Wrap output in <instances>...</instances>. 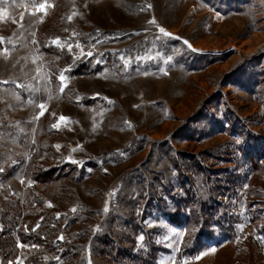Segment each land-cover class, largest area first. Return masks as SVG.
<instances>
[{"label": "rangeland", "instance_id": "374dc122", "mask_svg": "<svg viewBox=\"0 0 264 264\" xmlns=\"http://www.w3.org/2000/svg\"><path fill=\"white\" fill-rule=\"evenodd\" d=\"M183 179L235 237L178 259ZM263 231L264 0H0V264H264Z\"/></svg>", "mask_w": 264, "mask_h": 264}, {"label": "trees", "instance_id": "16d2710c", "mask_svg": "<svg viewBox=\"0 0 264 264\" xmlns=\"http://www.w3.org/2000/svg\"><path fill=\"white\" fill-rule=\"evenodd\" d=\"M47 52H53L57 56H60L63 60H69L66 52H59L57 50H46ZM81 71L75 72L80 74ZM52 81L56 84L57 78L52 76ZM92 101H87V104ZM80 169L72 164H62L51 168H40L29 166L27 168V177L34 181L46 184V183H58L59 181L71 178L77 180ZM184 189L185 196L173 198L175 201V211L168 213V221L175 226L183 227L185 230V238L178 252L177 258L182 257H194L206 248V242L212 240L215 237L214 227H218L219 230L226 236L227 240H233L235 237V231L231 224H225L226 221H231V218L226 214H221L218 210L220 201L218 199H210L207 201L202 200L194 193L191 187L185 186L184 179L181 180ZM159 201V200H158ZM264 232V231H263ZM19 240L26 245H43L47 248V243L42 237L37 234L29 233L25 234L22 230L18 231ZM13 245H4L2 247L3 254L12 248Z\"/></svg>", "mask_w": 264, "mask_h": 264}, {"label": "snow or ice", "instance_id": "6c2138e0", "mask_svg": "<svg viewBox=\"0 0 264 264\" xmlns=\"http://www.w3.org/2000/svg\"><path fill=\"white\" fill-rule=\"evenodd\" d=\"M44 7V5H41V8H43ZM161 31L163 32L164 30L163 29H161ZM165 35H168V33H165ZM41 107H43V106H41ZM61 119L63 120L64 118L63 117H61ZM54 127H55V125H54Z\"/></svg>", "mask_w": 264, "mask_h": 264}]
</instances>
